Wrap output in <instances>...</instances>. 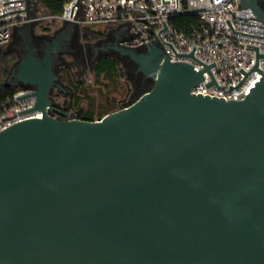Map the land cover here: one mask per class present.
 <instances>
[{"label": "water", "instance_id": "obj_1", "mask_svg": "<svg viewBox=\"0 0 264 264\" xmlns=\"http://www.w3.org/2000/svg\"><path fill=\"white\" fill-rule=\"evenodd\" d=\"M240 5L264 23L259 0ZM18 9L26 0L8 11ZM163 42L205 67L117 43L153 83L97 119L49 113L50 58L19 62L18 87L34 91L16 98L35 100L18 113L41 116L0 130V264H264V52L246 44L255 63L229 87L262 75L244 98L224 99L190 91L205 69L206 86L225 87L214 60Z\"/></svg>", "mask_w": 264, "mask_h": 264}, {"label": "built area", "instance_id": "obj_2", "mask_svg": "<svg viewBox=\"0 0 264 264\" xmlns=\"http://www.w3.org/2000/svg\"><path fill=\"white\" fill-rule=\"evenodd\" d=\"M3 1L6 0H0V13L25 8V0ZM29 4L30 0H26V9L0 14V46L9 42L17 24L39 18L30 14ZM249 10L251 8L240 5V0H177V6L176 0H64L61 13L54 16L80 27L102 25L113 28L119 34V44L124 46L140 48L157 44L170 61L188 62L198 70L205 65L189 55H176L163 40L171 42L176 52H189L194 45L193 55L206 64L215 61L209 68L217 83L225 87L218 88L214 82L206 86L205 82L212 78L205 69L202 79L190 91L224 99H242L264 73V56H258V67L262 73L251 69L236 87H229L244 76L240 67L248 71L255 63V49L246 47V44L258 45V52H264V36H260L264 35V23ZM183 12L197 15V21L191 22L186 32L178 30L172 22L174 16ZM226 18L233 29L260 35L233 31ZM32 91V87H17L12 94L0 100V130L19 120L41 116L40 110L18 113L33 106L35 95L16 96Z\"/></svg>", "mask_w": 264, "mask_h": 264}, {"label": "flooded vegetation", "instance_id": "obj_3", "mask_svg": "<svg viewBox=\"0 0 264 264\" xmlns=\"http://www.w3.org/2000/svg\"><path fill=\"white\" fill-rule=\"evenodd\" d=\"M259 4L264 9V0H259ZM37 5L42 7L43 12L48 11L41 0H30L29 12L32 13L34 6ZM61 22V26L52 32L36 30L35 20L24 21L15 26L7 43L9 51L14 54V59L9 65L6 82L15 86L25 85L17 77L19 62L27 58H38L44 61L45 57H49L51 70L55 74L54 81L59 84V86L54 85L50 90L49 97L52 106L49 113L58 118L80 117L82 109L74 107L66 87V80H64L67 71L72 66L78 65V72H86L98 58L110 56V54L117 55L115 45L119 43V34L113 28H105L103 34L94 39H87L83 34V40H80L76 29L78 26ZM126 59L132 64L129 71L135 78H138L139 85L144 86L146 83L152 82L150 77L136 70V64L131 59L127 57Z\"/></svg>", "mask_w": 264, "mask_h": 264}, {"label": "rangeland", "instance_id": "obj_4", "mask_svg": "<svg viewBox=\"0 0 264 264\" xmlns=\"http://www.w3.org/2000/svg\"><path fill=\"white\" fill-rule=\"evenodd\" d=\"M30 14L39 17L35 19L36 30H48L52 32L62 24L61 20H59L53 14H50L48 11L43 12L42 7L40 5L34 6V9ZM105 28L106 27L102 25H97L96 27V29H100L102 31L105 30ZM76 29L79 33L80 40H83V28L78 26L76 27ZM1 47L5 50H9L8 44H5ZM110 56L115 58L118 62L117 72L113 80H111L104 74L99 75V77L97 78L91 70L80 73L77 71L79 70L78 65L72 66L67 71L72 76V80L69 82V84L77 83L79 85V88H86L88 90V97L93 99V101L95 102V117H97L98 111L103 108V106L107 107V105L110 106L109 104H114L112 108H119L122 105L127 104L133 99H135L139 94L146 90L147 87L149 88L153 83L148 82L144 86L139 85L137 81L138 78H135L132 72L129 71L132 64L129 63L126 57H120L115 54H110ZM80 75L82 80H80ZM64 80L66 79L64 78ZM4 81L6 82V76L4 78ZM87 100L88 99L84 97L80 101V103L74 107H80L83 110L87 105ZM105 103L106 105H104Z\"/></svg>", "mask_w": 264, "mask_h": 264}, {"label": "trees", "instance_id": "obj_5", "mask_svg": "<svg viewBox=\"0 0 264 264\" xmlns=\"http://www.w3.org/2000/svg\"><path fill=\"white\" fill-rule=\"evenodd\" d=\"M41 2L50 14L57 15L62 11L64 0H41ZM196 21L197 15L189 12H183L172 18L174 26L178 30H181L183 32L187 31L188 26L191 22ZM83 31V34L87 39H94L103 34V31H101L100 29H96L95 27L90 26L83 27ZM13 59V52L5 50L0 46V100L5 99L8 95L12 94L17 89V86H12L4 81L9 65ZM117 64L118 62L115 58L111 56H103L92 63L90 70L97 78L99 77V75L104 74L105 76L113 80L117 72ZM71 77L72 76L69 74V72H67V76L65 78L67 80L66 87L69 91V95L72 98L73 105L77 106L84 97L88 99L86 107L81 112V118L97 119L105 113L115 110V108H112L114 104H109L110 106L107 105V107L103 106V108L98 111L97 117H95V102L93 101V99L88 97V90L86 88H79V85L77 83L69 84V82L72 80ZM104 105H106V103Z\"/></svg>", "mask_w": 264, "mask_h": 264}]
</instances>
